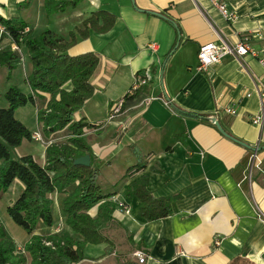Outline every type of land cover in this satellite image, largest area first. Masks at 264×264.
Returning a JSON list of instances; mask_svg holds the SVG:
<instances>
[{
    "label": "crops",
    "instance_id": "obj_1",
    "mask_svg": "<svg viewBox=\"0 0 264 264\" xmlns=\"http://www.w3.org/2000/svg\"><path fill=\"white\" fill-rule=\"evenodd\" d=\"M220 1L231 19L210 0H81L51 14L45 0H0V16L22 20L33 37L49 30L70 42L73 33L68 55L98 57L90 78L94 92L74 120L94 125L84 128L82 139L97 183L110 187L114 209L100 227L108 243L87 244L76 264H125L136 261L133 253L139 250L147 256L144 264H264V0ZM96 11L115 16V22L82 39L78 31ZM242 37L251 54L226 56L197 70L201 45L217 39L235 44ZM1 45L10 41L2 38ZM22 66L29 75L26 56ZM144 69L150 70V81L124 99ZM121 99V111L109 119ZM32 106L37 128L30 132L41 135L37 100ZM226 108L236 114H226ZM259 115L261 123H252ZM210 118L246 146L222 135ZM41 144V160L32 158L44 166ZM138 159L143 163L136 168ZM138 182L156 198L174 196L168 216L138 217V200L124 195ZM112 197L128 213L119 212ZM97 207L88 212L93 218ZM61 231L72 235L66 222L33 234Z\"/></svg>",
    "mask_w": 264,
    "mask_h": 264
},
{
    "label": "trees",
    "instance_id": "obj_2",
    "mask_svg": "<svg viewBox=\"0 0 264 264\" xmlns=\"http://www.w3.org/2000/svg\"><path fill=\"white\" fill-rule=\"evenodd\" d=\"M81 0H45L46 13L62 11L67 6H75ZM115 22V16L96 11L82 23L83 29L78 31L82 39L89 31L105 32ZM0 25L5 28L10 41L26 49V56L31 64V73L25 78L29 86L28 94L11 86L5 92L7 102L0 108V194L6 192L13 181H19L23 188L18 198L7 206L9 218L29 235L23 250L29 256V264H76L82 259L83 249L87 244L108 243L101 234V225L108 221L114 204L108 201L110 194H103L97 183V172L91 166L73 165V161L90 152L82 139L84 128L94 125L85 123L83 119L74 120L73 116L80 111L85 102L92 96L94 88L90 83L97 65L98 57L92 53L70 56L66 51L74 44L75 35L70 34V42H65L49 30L32 36L31 30L24 33L27 24L19 19H4L0 16ZM5 62L9 69L16 63L15 53L8 47L0 51V62ZM71 88L66 90L64 85ZM46 95L48 99L46 100ZM127 96L124 97V99ZM38 99H45L43 110L37 111L36 118L41 124L44 134L49 135L67 128L69 144L46 147V163L39 165L30 155L14 159L9 148H16L24 140H31V132L16 119L17 108ZM177 113H182L175 109ZM138 159L136 168L142 166ZM73 187L63 201V212L66 225L72 235L63 232L48 236L34 235L38 221L52 226L50 211V193H66ZM126 198L135 196L139 202L138 217L145 221L164 218L171 213L170 204L175 198H156L147 190L143 182L135 183L124 191ZM98 205L96 217H91L89 210ZM73 235L81 239H74ZM49 243V245H46ZM16 247L8 238L5 229L0 225V264H24V259L15 254ZM125 264H139L128 261Z\"/></svg>",
    "mask_w": 264,
    "mask_h": 264
},
{
    "label": "rangeland",
    "instance_id": "obj_3",
    "mask_svg": "<svg viewBox=\"0 0 264 264\" xmlns=\"http://www.w3.org/2000/svg\"><path fill=\"white\" fill-rule=\"evenodd\" d=\"M1 47H2L1 50H4L6 48L3 45ZM20 49H21V53L14 52L16 57V61H15L16 63H13L14 66L12 69H9L5 62L3 61L0 62V108H5L7 106V102L4 98V94L9 89V87L15 86L22 93L24 94L29 93V86L25 82V78L28 75L25 74L24 67L22 66L23 65L22 61L24 62L27 52H25L22 47H20ZM27 60L28 58L26 56V61ZM26 65L28 66L29 64L26 63ZM28 68H29L28 73L30 74L32 69L30 70V66ZM46 100L37 98V106H36L37 111L44 109ZM33 111L34 108L32 104L27 103L26 105L17 108L14 112L16 119H18L22 124H24L29 131L36 130L37 128L36 122L34 120ZM73 119H75L74 116ZM40 133H41L40 135L41 140H34V139H31L30 141L24 140V142L20 146L16 148H9L11 157L17 159L23 155H31L37 161H40L41 153L42 150L44 149L41 143H43L46 147L51 144L58 147L63 145H70L69 130L67 128H65L62 131L49 135L44 134L42 130L40 131ZM119 161H121V159ZM118 164L119 163H116L117 167L123 165V164L122 165H118ZM99 183L101 184L100 180ZM22 188H23L22 184L19 181L15 180L8 187L6 192L0 194V225L5 229L8 238H10L13 244L15 245L16 247L15 254L17 256L23 257L24 264H29V260H30L29 256L23 250V247L27 243L29 236L27 235L26 231H24L21 227L17 226L15 223L11 221V219L9 218L6 212V207L9 204H12L18 198L19 194L22 191ZM68 190L70 191L73 190V187H69ZM101 190L103 194H108L110 187L102 183ZM48 197L51 201L50 211L52 216V225L56 226L60 224L61 226H63L66 220V215L63 212V201L65 199L64 195L62 193L60 194L50 193ZM47 227L48 226H46L42 221H38L36 225V229L40 234H45L47 231ZM58 233H63V232L61 231Z\"/></svg>",
    "mask_w": 264,
    "mask_h": 264
},
{
    "label": "built area",
    "instance_id": "obj_4",
    "mask_svg": "<svg viewBox=\"0 0 264 264\" xmlns=\"http://www.w3.org/2000/svg\"><path fill=\"white\" fill-rule=\"evenodd\" d=\"M212 5L216 7L218 12L225 18V19H231L232 14L228 11L226 6L221 3L220 0H210ZM28 31L27 28L24 29V33ZM4 35H7L5 28L0 25V51L2 49L1 45V39L7 38L9 41V37H3ZM9 48L12 52H20V47L10 41ZM150 49H154L153 46H149ZM252 51L250 49V46L247 43V38L242 37L238 42L235 44H229L226 41L222 39H217L216 41H212L209 43H205L199 47L198 53H197V70L200 72L206 71L210 66L219 63L224 57L226 56H233V57H244L247 54H251ZM23 63V61H22ZM260 63L264 67V60H260ZM150 70L144 69L142 74H138L135 77V80L126 93V96H133L142 86L146 85L150 81ZM263 91H261L260 95L263 96L264 94V84H263ZM124 102V99H121L118 101L116 106L112 109L110 113L109 119L113 118L115 114H117L120 111V108L122 107V104ZM226 114L234 115L236 114V110L233 108H226L224 109ZM262 121V116H253L251 118V122L254 124H259ZM31 139L34 140H41V136L38 133H33L31 135ZM248 179H250V174L248 175ZM112 200L116 202L118 206V210L121 213H128V208L125 206L124 203L119 201L116 197H112ZM46 245H49V243H46ZM133 257L139 264H144L146 260V254L143 251H135L133 253Z\"/></svg>",
    "mask_w": 264,
    "mask_h": 264
},
{
    "label": "water",
    "instance_id": "obj_5",
    "mask_svg": "<svg viewBox=\"0 0 264 264\" xmlns=\"http://www.w3.org/2000/svg\"><path fill=\"white\" fill-rule=\"evenodd\" d=\"M157 16L162 17V15L157 14ZM178 41H179V35H178ZM210 121L215 125V127L219 130V132L224 135L225 137L231 139L232 141L241 144L242 146H246L245 144L237 141L236 139H234L233 137L229 136L228 134H226L224 132V130L221 128L220 124L218 123V121L215 118H210ZM73 165H81L84 167H89L90 166V156L88 154H85L83 156L78 157L77 159H75L73 161Z\"/></svg>",
    "mask_w": 264,
    "mask_h": 264
}]
</instances>
